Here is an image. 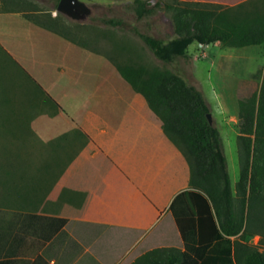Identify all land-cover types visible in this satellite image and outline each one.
<instances>
[{
  "label": "crops",
  "instance_id": "obj_1",
  "mask_svg": "<svg viewBox=\"0 0 264 264\" xmlns=\"http://www.w3.org/2000/svg\"><path fill=\"white\" fill-rule=\"evenodd\" d=\"M28 1L0 2V210L14 212V243L30 242L14 264H132L181 248L169 208L190 188L187 160L113 61L142 55L75 44L27 20ZM24 214L66 223L52 233L51 220Z\"/></svg>",
  "mask_w": 264,
  "mask_h": 264
},
{
  "label": "trees",
  "instance_id": "obj_2",
  "mask_svg": "<svg viewBox=\"0 0 264 264\" xmlns=\"http://www.w3.org/2000/svg\"><path fill=\"white\" fill-rule=\"evenodd\" d=\"M50 1L57 7L59 0ZM134 1L138 18L153 13L148 0ZM247 4L252 9L246 10ZM156 6L170 14L172 37L163 39L138 30L136 33L165 64L186 57L194 42L202 47L220 42L225 47L264 48V0H247L235 6L158 0ZM33 11L24 15L27 20L75 44L100 51L84 38H77L75 34L82 28L71 32L59 16ZM103 22L123 24L115 18ZM113 61L124 80L144 96L190 169V188L177 194L169 208L182 247L152 249L132 264H264V68L259 89L238 97L240 176L233 187L220 131L207 118L210 106L202 91L180 72L157 67L142 57ZM23 216L51 220L52 233L66 223L60 218ZM40 225L43 224L23 221L19 227L33 229ZM258 235L260 244H252L250 240ZM26 240L14 243V212L0 210V264H14V247L28 246L30 242Z\"/></svg>",
  "mask_w": 264,
  "mask_h": 264
},
{
  "label": "rangeland",
  "instance_id": "obj_3",
  "mask_svg": "<svg viewBox=\"0 0 264 264\" xmlns=\"http://www.w3.org/2000/svg\"><path fill=\"white\" fill-rule=\"evenodd\" d=\"M1 1L3 2V0ZM83 1L90 10L78 19L58 12L55 4L50 0H29L28 2L34 6L32 9L39 10V13L59 16L71 32L76 33L77 28H82L75 35L79 39L84 38L83 40L85 42L87 40L92 46L99 49L125 47L124 53H116L124 56L136 52L152 65L180 72L191 85L201 90L210 106L213 123L220 131L231 184L235 187L240 176L237 127L238 97L249 95L259 89L261 72L264 68L263 46L236 48L220 46L215 43L202 47L199 43L194 42L188 47L186 57L179 58L174 63L165 64L153 55L136 33L138 30L163 39L172 37L173 28L170 14L156 6L158 0H148L153 13L142 18L137 16L134 0ZM109 18L121 19L123 24L112 25L103 22L104 19ZM102 42L106 45L112 43V46L110 44V48L104 47L105 44ZM114 43L119 45L116 46ZM118 51L120 50L118 49ZM82 54L87 55V53ZM101 66L96 61L90 67L93 72L92 76L97 81L98 75L102 72L99 71ZM118 75L117 78L123 80L119 73ZM260 239L261 236L258 235L250 242L259 245Z\"/></svg>",
  "mask_w": 264,
  "mask_h": 264
},
{
  "label": "water",
  "instance_id": "obj_4",
  "mask_svg": "<svg viewBox=\"0 0 264 264\" xmlns=\"http://www.w3.org/2000/svg\"><path fill=\"white\" fill-rule=\"evenodd\" d=\"M90 9L83 0H59L57 5V11L63 14L78 19L84 13H87ZM207 118L210 122H213L211 113L207 114Z\"/></svg>",
  "mask_w": 264,
  "mask_h": 264
},
{
  "label": "built area",
  "instance_id": "obj_5",
  "mask_svg": "<svg viewBox=\"0 0 264 264\" xmlns=\"http://www.w3.org/2000/svg\"><path fill=\"white\" fill-rule=\"evenodd\" d=\"M202 46V45H201Z\"/></svg>",
  "mask_w": 264,
  "mask_h": 264
},
{
  "label": "clouds",
  "instance_id": "obj_6",
  "mask_svg": "<svg viewBox=\"0 0 264 264\" xmlns=\"http://www.w3.org/2000/svg\"><path fill=\"white\" fill-rule=\"evenodd\" d=\"M201 45V44H200Z\"/></svg>",
  "mask_w": 264,
  "mask_h": 264
}]
</instances>
